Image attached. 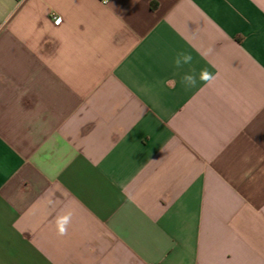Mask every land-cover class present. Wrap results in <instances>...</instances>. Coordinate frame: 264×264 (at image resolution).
Returning a JSON list of instances; mask_svg holds the SVG:
<instances>
[{"label":"crops","instance_id":"obj_1","mask_svg":"<svg viewBox=\"0 0 264 264\" xmlns=\"http://www.w3.org/2000/svg\"><path fill=\"white\" fill-rule=\"evenodd\" d=\"M0 264H264V0H0Z\"/></svg>","mask_w":264,"mask_h":264},{"label":"clouds","instance_id":"obj_2","mask_svg":"<svg viewBox=\"0 0 264 264\" xmlns=\"http://www.w3.org/2000/svg\"><path fill=\"white\" fill-rule=\"evenodd\" d=\"M213 50L208 48L203 53L202 56H207ZM194 57L191 52L187 50L178 51L173 58V65L178 70H183L185 66L192 65ZM216 80V76L208 71L207 68L201 69L199 74L195 72L194 69L183 72L181 75V84L185 89L195 88L198 82H202L206 86H211ZM168 83H174V81H168ZM72 214L67 213L64 215H59L56 218L57 234L59 236H65L68 234V226L71 223Z\"/></svg>","mask_w":264,"mask_h":264},{"label":"built area","instance_id":"obj_3","mask_svg":"<svg viewBox=\"0 0 264 264\" xmlns=\"http://www.w3.org/2000/svg\"><path fill=\"white\" fill-rule=\"evenodd\" d=\"M102 4L104 5H108L112 0H99ZM61 20L60 19H56V24H60Z\"/></svg>","mask_w":264,"mask_h":264}]
</instances>
